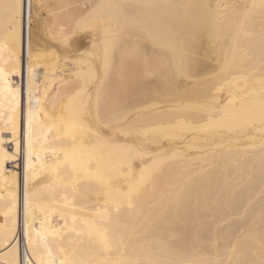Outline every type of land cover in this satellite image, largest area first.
<instances>
[{"label": "bare ground", "instance_id": "obj_1", "mask_svg": "<svg viewBox=\"0 0 264 264\" xmlns=\"http://www.w3.org/2000/svg\"><path fill=\"white\" fill-rule=\"evenodd\" d=\"M262 105L261 0H0V264H264Z\"/></svg>", "mask_w": 264, "mask_h": 264}, {"label": "snow or ice", "instance_id": "obj_2", "mask_svg": "<svg viewBox=\"0 0 264 264\" xmlns=\"http://www.w3.org/2000/svg\"><path fill=\"white\" fill-rule=\"evenodd\" d=\"M261 6L264 7V0H261ZM3 7L6 10H10L13 13H16L20 10L21 4L20 3H4ZM29 8H31V5H29ZM81 30L87 31L88 29H77V31H81ZM109 67H110V64L106 60L105 65H104L105 71H107ZM85 113H86V110H82L80 112H77L73 116L71 124L69 125V131H68V135L70 139L73 142H75L77 138L84 137L89 134H91L92 136L96 137L99 140L110 139L111 137L106 135L105 130H109L111 126L108 123H101L99 114L96 115L94 122H86ZM261 115H262V123H264V105H262ZM29 125L31 126V121H29ZM61 264H64V262L62 261Z\"/></svg>", "mask_w": 264, "mask_h": 264}, {"label": "built area", "instance_id": "obj_3", "mask_svg": "<svg viewBox=\"0 0 264 264\" xmlns=\"http://www.w3.org/2000/svg\"><path fill=\"white\" fill-rule=\"evenodd\" d=\"M18 244H19V250H20V255H21V263L24 262L28 255V251L26 248V243L24 241V237L22 233H19L18 238H17Z\"/></svg>", "mask_w": 264, "mask_h": 264}, {"label": "rangeland", "instance_id": "obj_4", "mask_svg": "<svg viewBox=\"0 0 264 264\" xmlns=\"http://www.w3.org/2000/svg\"><path fill=\"white\" fill-rule=\"evenodd\" d=\"M44 16H45V15H44ZM49 17H50L49 14H46L45 19L48 20ZM78 38H79V39H78V42H82V39L80 40L81 37H78ZM202 56L204 57V55H202ZM204 58H205V57H204ZM206 59L209 60V57H206ZM207 60H206V61H207ZM210 60H211V59H210ZM210 60H209V61H210ZM209 61H208V62H209ZM212 62H213V61H212ZM212 62H209V64L212 63ZM213 63H214V62H213ZM213 63H212V64H213Z\"/></svg>", "mask_w": 264, "mask_h": 264}]
</instances>
